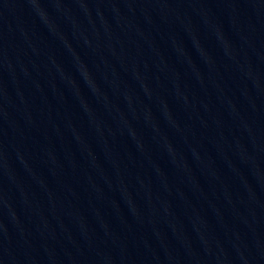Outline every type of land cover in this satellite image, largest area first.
<instances>
[{"label":"water","instance_id":"1","mask_svg":"<svg viewBox=\"0 0 264 264\" xmlns=\"http://www.w3.org/2000/svg\"><path fill=\"white\" fill-rule=\"evenodd\" d=\"M199 264H264V183Z\"/></svg>","mask_w":264,"mask_h":264}]
</instances>
